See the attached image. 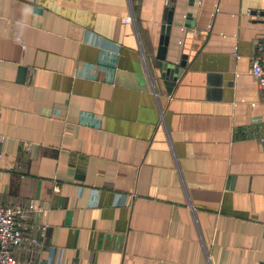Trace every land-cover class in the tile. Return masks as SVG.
Masks as SVG:
<instances>
[{"label":"crops","instance_id":"obj_1","mask_svg":"<svg viewBox=\"0 0 264 264\" xmlns=\"http://www.w3.org/2000/svg\"><path fill=\"white\" fill-rule=\"evenodd\" d=\"M263 30L264 0H0V204L49 222L19 257L264 264Z\"/></svg>","mask_w":264,"mask_h":264},{"label":"built area","instance_id":"obj_2","mask_svg":"<svg viewBox=\"0 0 264 264\" xmlns=\"http://www.w3.org/2000/svg\"><path fill=\"white\" fill-rule=\"evenodd\" d=\"M126 19H130V16H127ZM249 71L255 78L259 89L264 90V30L258 36L256 53L249 59ZM32 209L39 210L42 213L46 211V208L34 201H30L24 206L0 204V264H31L29 258H20L17 250L26 240L30 244H39L49 225L46 220L37 223L38 233L27 236L25 233L27 229L34 226L26 218L27 211ZM50 263V260L46 262V264Z\"/></svg>","mask_w":264,"mask_h":264},{"label":"water","instance_id":"obj_3","mask_svg":"<svg viewBox=\"0 0 264 264\" xmlns=\"http://www.w3.org/2000/svg\"><path fill=\"white\" fill-rule=\"evenodd\" d=\"M172 8L167 7L165 13V21L161 25V34L159 38V45L155 54V58H153L152 63L158 68L159 73L163 79V82L166 85L168 91L171 90V85L174 84L175 80L177 79L180 71L181 66L184 64V60H180L177 62H172L166 60V50H167V43L169 39V32L171 27L172 21ZM184 57V56H183Z\"/></svg>","mask_w":264,"mask_h":264}]
</instances>
